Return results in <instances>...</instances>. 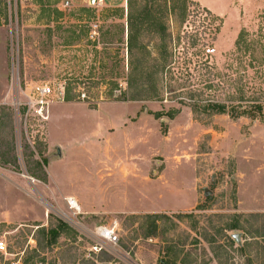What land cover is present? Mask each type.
<instances>
[{
  "label": "rangeland",
  "instance_id": "obj_1",
  "mask_svg": "<svg viewBox=\"0 0 264 264\" xmlns=\"http://www.w3.org/2000/svg\"><path fill=\"white\" fill-rule=\"evenodd\" d=\"M129 1L0 0V264H264V0Z\"/></svg>",
  "mask_w": 264,
  "mask_h": 264
},
{
  "label": "trees",
  "instance_id": "obj_2",
  "mask_svg": "<svg viewBox=\"0 0 264 264\" xmlns=\"http://www.w3.org/2000/svg\"><path fill=\"white\" fill-rule=\"evenodd\" d=\"M132 11H133V2L132 0L129 1V16H128V26H129V30H130V34H129V39H128V50L129 53L133 52V48H134V36H133V15H132ZM145 14L143 12H141L140 15V20H139V26H138V31H141V28L143 27V21L142 18ZM165 32V30H164ZM240 41L243 40V37L241 35V37L239 38ZM166 57H169V54H166ZM149 83V81H148ZM129 85L132 86V84L129 82ZM147 84H142L139 87V92H137L136 94L132 95L131 100L132 101H141L145 95V93H147V89L145 88ZM150 93L153 94V97L157 96V86L155 84L150 85ZM149 92V91H148ZM191 106V105H190ZM198 106L197 104L193 105V107ZM208 110L213 111L214 113L217 114H229L231 116V118H236V113L234 108H230L224 104H210L208 106H206ZM261 107H255L254 105H252L250 107V109H246L243 112H239L237 115L239 117H249L252 120L257 119L256 116L257 114H259V112H261ZM164 216L162 215H145L142 217H139V219L143 222L141 223V225H147L146 228V237H155V235L157 234L158 231V223L160 222V220L163 218ZM68 227L66 224H64L63 222H59L58 225L56 226H50V228L48 230H46L45 228H41V232H43L46 234V237L48 238V246L52 247L54 245L57 244L59 238L65 233L67 232ZM160 264H168L166 262H160Z\"/></svg>",
  "mask_w": 264,
  "mask_h": 264
},
{
  "label": "built area",
  "instance_id": "obj_3",
  "mask_svg": "<svg viewBox=\"0 0 264 264\" xmlns=\"http://www.w3.org/2000/svg\"><path fill=\"white\" fill-rule=\"evenodd\" d=\"M104 1L105 0H95L94 5L95 6H102L104 4ZM66 6H69V3H67ZM214 52H215L214 49L210 50L211 54H213ZM39 91L42 95H47L50 92V88L41 87ZM67 203H68V206L70 207V209L78 210V208L76 207L77 202L74 199H71V198L68 199ZM96 235H98L102 240H106L111 244H117L118 243L117 236L114 234V232L112 230H110L108 228H104V227L98 228L96 231ZM0 248L4 249V243L3 242L0 243Z\"/></svg>",
  "mask_w": 264,
  "mask_h": 264
},
{
  "label": "water",
  "instance_id": "obj_4",
  "mask_svg": "<svg viewBox=\"0 0 264 264\" xmlns=\"http://www.w3.org/2000/svg\"><path fill=\"white\" fill-rule=\"evenodd\" d=\"M95 0H91V3L94 4ZM163 122H166V120H163ZM57 150V153L55 154V156H52L51 159H62L63 157V154H62V150L60 147H57L56 148ZM207 192V191H206ZM207 194V193H206ZM234 239L237 241V243L240 244V240H239V236L238 235H235L234 236Z\"/></svg>",
  "mask_w": 264,
  "mask_h": 264
},
{
  "label": "bare ground",
  "instance_id": "obj_5",
  "mask_svg": "<svg viewBox=\"0 0 264 264\" xmlns=\"http://www.w3.org/2000/svg\"><path fill=\"white\" fill-rule=\"evenodd\" d=\"M75 201H76V200H75ZM76 202H77V201H76ZM76 207H77V208H79V205H78V203H77Z\"/></svg>",
  "mask_w": 264,
  "mask_h": 264
},
{
  "label": "crops",
  "instance_id": "obj_6",
  "mask_svg": "<svg viewBox=\"0 0 264 264\" xmlns=\"http://www.w3.org/2000/svg\"><path fill=\"white\" fill-rule=\"evenodd\" d=\"M192 1H194V2H196L195 0H192ZM197 3V2H196ZM209 11V10H208Z\"/></svg>",
  "mask_w": 264,
  "mask_h": 264
}]
</instances>
